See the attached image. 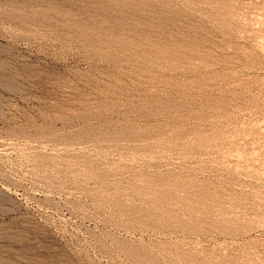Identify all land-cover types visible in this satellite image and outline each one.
Here are the masks:
<instances>
[{
    "label": "rangeland",
    "instance_id": "obj_1",
    "mask_svg": "<svg viewBox=\"0 0 264 264\" xmlns=\"http://www.w3.org/2000/svg\"><path fill=\"white\" fill-rule=\"evenodd\" d=\"M0 37V264H264V0H0Z\"/></svg>",
    "mask_w": 264,
    "mask_h": 264
},
{
    "label": "bare ground",
    "instance_id": "obj_2",
    "mask_svg": "<svg viewBox=\"0 0 264 264\" xmlns=\"http://www.w3.org/2000/svg\"><path fill=\"white\" fill-rule=\"evenodd\" d=\"M0 39H3V38L0 37ZM1 47H3V46L0 44V59L7 56V49L4 47L5 50H1Z\"/></svg>",
    "mask_w": 264,
    "mask_h": 264
}]
</instances>
